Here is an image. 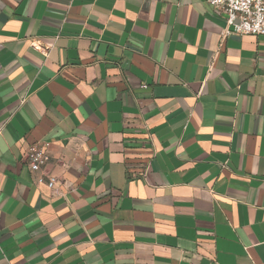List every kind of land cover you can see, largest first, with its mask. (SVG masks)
<instances>
[{
	"label": "crops",
	"instance_id": "crops-1",
	"mask_svg": "<svg viewBox=\"0 0 264 264\" xmlns=\"http://www.w3.org/2000/svg\"><path fill=\"white\" fill-rule=\"evenodd\" d=\"M224 29L203 0H0V264H264V36Z\"/></svg>",
	"mask_w": 264,
	"mask_h": 264
},
{
	"label": "built area",
	"instance_id": "built-area-1",
	"mask_svg": "<svg viewBox=\"0 0 264 264\" xmlns=\"http://www.w3.org/2000/svg\"><path fill=\"white\" fill-rule=\"evenodd\" d=\"M225 20L224 37L264 36V0H203ZM30 172L34 175L36 186L52 190L55 179L43 173L49 162L48 155L37 148H30L25 154Z\"/></svg>",
	"mask_w": 264,
	"mask_h": 264
}]
</instances>
